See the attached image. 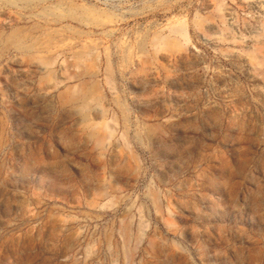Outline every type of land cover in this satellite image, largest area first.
<instances>
[{
	"label": "rangeland",
	"instance_id": "obj_1",
	"mask_svg": "<svg viewBox=\"0 0 264 264\" xmlns=\"http://www.w3.org/2000/svg\"><path fill=\"white\" fill-rule=\"evenodd\" d=\"M0 264H264V0H0Z\"/></svg>",
	"mask_w": 264,
	"mask_h": 264
}]
</instances>
